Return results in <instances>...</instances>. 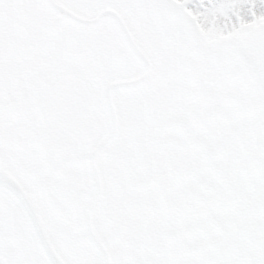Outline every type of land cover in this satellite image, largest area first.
<instances>
[{
	"label": "snow or ice",
	"instance_id": "snow-or-ice-1",
	"mask_svg": "<svg viewBox=\"0 0 264 264\" xmlns=\"http://www.w3.org/2000/svg\"><path fill=\"white\" fill-rule=\"evenodd\" d=\"M0 264H264V0H0Z\"/></svg>",
	"mask_w": 264,
	"mask_h": 264
}]
</instances>
